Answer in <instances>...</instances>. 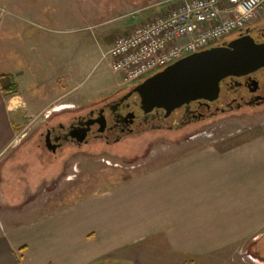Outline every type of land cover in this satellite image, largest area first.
<instances>
[{
    "label": "rangeland",
    "instance_id": "obj_1",
    "mask_svg": "<svg viewBox=\"0 0 264 264\" xmlns=\"http://www.w3.org/2000/svg\"><path fill=\"white\" fill-rule=\"evenodd\" d=\"M170 5L167 0H0V74L15 76L22 102L19 115L11 113L17 141L0 165L1 226L107 191L152 167L160 152L170 160L173 150L226 147L264 132V105L245 106L179 128L126 135L116 143L95 140L54 155L44 150L40 132L46 116L57 122L84 113L139 83L122 86L104 54L117 36L163 15ZM140 249L137 244L118 250L96 264H141ZM241 256L261 264L264 234Z\"/></svg>",
    "mask_w": 264,
    "mask_h": 264
},
{
    "label": "crops",
    "instance_id": "obj_2",
    "mask_svg": "<svg viewBox=\"0 0 264 264\" xmlns=\"http://www.w3.org/2000/svg\"><path fill=\"white\" fill-rule=\"evenodd\" d=\"M15 96L0 90V165L18 138ZM167 155L107 191L0 225V264H96L137 244L143 264H251L239 256L264 234V132Z\"/></svg>",
    "mask_w": 264,
    "mask_h": 264
},
{
    "label": "built area",
    "instance_id": "obj_3",
    "mask_svg": "<svg viewBox=\"0 0 264 264\" xmlns=\"http://www.w3.org/2000/svg\"><path fill=\"white\" fill-rule=\"evenodd\" d=\"M167 0L163 15L117 36L104 54L121 85L142 80L189 54L213 47L264 17V0Z\"/></svg>",
    "mask_w": 264,
    "mask_h": 264
},
{
    "label": "flooded vegetation",
    "instance_id": "obj_4",
    "mask_svg": "<svg viewBox=\"0 0 264 264\" xmlns=\"http://www.w3.org/2000/svg\"><path fill=\"white\" fill-rule=\"evenodd\" d=\"M258 19L233 33L229 40L214 46L227 45L230 40L245 35L251 36L256 43H264V17L260 21ZM254 88L256 89L253 90ZM130 90L131 88L116 99L91 107L84 113L72 114L64 120L53 122L50 116H46L47 119L42 124L44 129L40 132L44 150L54 155L67 146L80 147L95 140L104 141L106 144L116 143L126 135L149 129L182 127L198 120L200 114L203 115L201 119L205 118V112L212 116L245 106L264 105V67L244 76L223 79L217 100L194 101L189 108L182 106L167 117L162 109L143 113L135 93L124 98Z\"/></svg>",
    "mask_w": 264,
    "mask_h": 264
},
{
    "label": "water",
    "instance_id": "obj_5",
    "mask_svg": "<svg viewBox=\"0 0 264 264\" xmlns=\"http://www.w3.org/2000/svg\"><path fill=\"white\" fill-rule=\"evenodd\" d=\"M263 67L264 43H256L249 35L239 36L227 45L180 58L134 85L124 98L135 93L143 113L162 109L167 117L182 106L189 108L194 101L217 100L223 79L244 76ZM201 117L202 114L198 120Z\"/></svg>",
    "mask_w": 264,
    "mask_h": 264
},
{
    "label": "trees",
    "instance_id": "obj_6",
    "mask_svg": "<svg viewBox=\"0 0 264 264\" xmlns=\"http://www.w3.org/2000/svg\"><path fill=\"white\" fill-rule=\"evenodd\" d=\"M141 81L142 80L138 82H141ZM0 90L5 97H12L18 94V84L16 82L14 75L0 74ZM205 113L208 114V112H205Z\"/></svg>",
    "mask_w": 264,
    "mask_h": 264
}]
</instances>
